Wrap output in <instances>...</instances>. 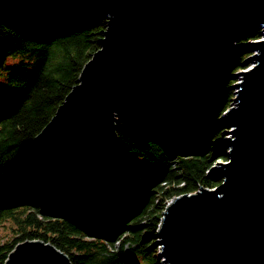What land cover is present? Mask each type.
<instances>
[{"label": "water", "instance_id": "obj_1", "mask_svg": "<svg viewBox=\"0 0 264 264\" xmlns=\"http://www.w3.org/2000/svg\"><path fill=\"white\" fill-rule=\"evenodd\" d=\"M49 6L106 15V28L24 156L50 157L63 179L87 187L111 176L118 117L168 103L185 115L203 111L232 54L254 50L224 117L232 136L218 142L229 161L211 164L220 184L172 198L153 244L162 264H264V34L240 39L264 28V0H0V14ZM4 264L72 263L37 239L16 244Z\"/></svg>", "mask_w": 264, "mask_h": 264}, {"label": "trees", "instance_id": "obj_2", "mask_svg": "<svg viewBox=\"0 0 264 264\" xmlns=\"http://www.w3.org/2000/svg\"><path fill=\"white\" fill-rule=\"evenodd\" d=\"M106 19L63 7L0 15V226L6 224L0 264L16 244L37 239L63 251L72 264H161L153 243L168 200L221 182L211 167L219 150L208 134L221 128L218 108L230 105L228 82L205 111V131L185 132H193L186 147H170L157 136L172 130V137L176 119L178 130L186 128L187 118L175 115L170 104L118 122L113 173L101 184L63 181L47 159L24 160L25 148L99 47ZM240 49L234 70L244 67L247 54Z\"/></svg>", "mask_w": 264, "mask_h": 264}, {"label": "rangeland", "instance_id": "obj_3", "mask_svg": "<svg viewBox=\"0 0 264 264\" xmlns=\"http://www.w3.org/2000/svg\"><path fill=\"white\" fill-rule=\"evenodd\" d=\"M60 7H63V8H65V9H68V10H76V9H73V8H68V7H64V6H60ZM60 7H55V6H53V7H51V6H49V7H42V8H38L37 10H32V11H38V10H42V9H45V8H60ZM31 11V10H30ZM76 11H78V10H76ZM16 12H26V11H16ZM16 12H7V13H16ZM80 12V11H79ZM84 12V11H83ZM86 13H89V12H86ZM95 13V12H94ZM94 13H91V14H94ZM96 14H99V13H96ZM0 15H4V14H0ZM106 16V15H105ZM106 18H107V16H106ZM107 20V19H106ZM105 31V30H104ZM103 31V32H104ZM255 33H257V34H259L258 36H261V35H263L264 34V28L261 26V27H255V28H253V30H251L246 36H248V35H253V34H255ZM246 36H244L243 38H240V39H245V37ZM103 37V36H102ZM100 39V38H99ZM241 44V42H240V40H239V42H238V44ZM247 43H249V42H247ZM100 46V45H99ZM98 48H100V47H98ZM97 48V49H98ZM239 48H241L240 49V51L242 52V55H244V54H247V56H245V58H244V60H243V66L244 67H240V69H237V70H234V69H232V66H233V64H232V62H233V59H234V57H235V54H237V53H240L238 50H236V52L234 53V54H232L233 56H232V59H231V65H230V67H229V70H227V72H226V79L224 80V83H226V82H228V84H230L229 85V87H228V89L229 90H231L232 91V95H231V101H230V105L227 107V108H223V109H221V106L218 108V110L220 111H222V113L220 114V116H219V118H218V120H219V122H221V124H220V130L219 131H221L220 133V135H219V131L217 132H213V133H207L208 134V138L210 139V138H213L214 139V141H216L215 143H214V146H213V148H216V150L218 149L219 151H218V154H214L215 155V157H214V159H213V161L211 162V164H217V163H222V162H224V161H229V157H228V155H226V153L229 151V146H225L224 144H222V150H220L219 148H220V146H219V144H218V142H221V140H223V139H225V138H230L231 136H232V134L230 133V131L231 130H229V131H227V132H225V128H233V125L232 126H227V125H225L224 124V121H225V114L227 113V110H229L230 108H231V106H234L235 105V103H234V97L236 96L235 95V91L237 90V88H235V87H233V85L234 84H236V83H238V82H240L241 81V71H243V70H247V69H250L252 66H254L253 64H254V60H248L250 57H251V55H252V53H254V50L251 48V49H249L248 47H243V46H241V47H239ZM96 49V50H97ZM95 53V52H94ZM93 53V54H94ZM92 54V55H93ZM92 55H91V57H92ZM91 57L89 58V59H91ZM89 59H87L86 60V62H88V60ZM11 62V61H10ZM85 62V63H86ZM85 65V64H84ZM83 65V66H84ZM83 66H82V68H83ZM82 68H81V70H82ZM80 70V71H81ZM80 73V72H79ZM80 75V74H79ZM79 77V76H78ZM77 80H78V78H77ZM77 83V82H76ZM75 83V84H76ZM216 98V97H215ZM214 98V99H215ZM213 99V101H212V103H214V100ZM168 104H170L171 106H172V108L174 109V113H175V115L177 114V115H180V116H183V117H185V118H187V120L185 121V126H186V128H188L187 130H186V128H185V130H181L180 128V130H178L176 127H177V123H179L178 121H176V120H178V119H176V120H174L175 122H173L172 124H175V126H174V129H176V131H174V132H172V133H174L173 135H172V137H171V135H170V132L172 131V130H170V131H168V132H165L164 134H160V133H158L157 134V136H159L160 138H164V140L170 145V147H173V145H177V144H179V146H182V148L183 147H186V145H185V143H188V141H190V139L192 138V136L193 135H191L190 133H193V132H190L189 134H188V136H186L185 134V132H188L189 130H191V129H195V131L197 132L198 131V133H199V131H202V130H204L205 131V129L208 127V123H206V122H209V120H206V118L204 117V115H205V111L209 108V107H211V105H209V107L207 108V109H205V110H203V111H199L198 113H194V114H187V115H185V114H183V113H181L179 110H178V108H177V106H176V104L174 105V104H171V103H168ZM157 107V106H156ZM148 109H150V108H147L146 110H148ZM151 109H153V108H151ZM55 113V112H54ZM143 113V112H142ZM139 115H136V116H131L129 119H123V118H120L119 119V117H118V121H117V123L118 122H120L121 120L122 121H128V120H132V119H135V118H137ZM157 116V115H156ZM159 119V118H161L160 117V115L158 116V117H155V116H153V118H151V119H153V121L155 120V119ZM172 119V118H171ZM47 124V123H46ZM45 124V125H46ZM44 125V126H45ZM171 133V134H172ZM38 134V133H37ZM36 134V135H37ZM35 135V136H36ZM196 137V141H198V142H201V143H205V142H203L204 141V138L203 137H199V136H195ZM199 137V138H198ZM116 138H117V133H116ZM216 138V139H215ZM117 140H118V138H117ZM164 141V142H165ZM118 146V141H117V144H116V147ZM26 149V148H25ZM24 153V152H23ZM116 153V152H115ZM215 153V152H214ZM24 155H25V153H24ZM45 159H47V163H48V167L55 173V174H57V172L54 170V168L52 167V163H51V158L50 157H44ZM44 158H37L34 162H36V161H38V160H41V159H44ZM24 160L26 161V162H28V160H26L25 159V156H24ZM114 160V159H113ZM34 162H30V164H34ZM114 162H115V160H114ZM113 166H114V163H113V165H112V169H111V171L113 170ZM112 173H113V171L111 172V175H112ZM59 175V174H58ZM59 177L63 180V181H67V180H65V179H63L62 178V176H60L59 175ZM107 177H110V176H107ZM169 201L170 200H168V204H169ZM5 226H6V224H5ZM4 225L3 226H0V239H2V237H3V235H4V229L6 228ZM122 225H119L118 226V228H117V231H121V229H122ZM102 231H103V229H102ZM157 251H158V249H157ZM161 264H162V262H161Z\"/></svg>", "mask_w": 264, "mask_h": 264}, {"label": "bare ground", "instance_id": "obj_4", "mask_svg": "<svg viewBox=\"0 0 264 264\" xmlns=\"http://www.w3.org/2000/svg\"><path fill=\"white\" fill-rule=\"evenodd\" d=\"M29 11H30V10H29ZM31 11H32V10H31ZM220 90H221V89H219V91H220ZM219 91H218V93H219ZM217 95H218V94H217ZM212 104H213V103H211L210 105H212ZM163 106H164V105H163ZM208 109H209V108H208ZM208 109H207V110H208ZM116 150H117V149H116Z\"/></svg>", "mask_w": 264, "mask_h": 264}]
</instances>
